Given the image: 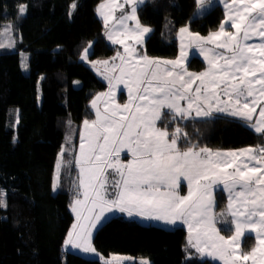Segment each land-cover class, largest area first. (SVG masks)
<instances>
[{
	"label": "trees",
	"instance_id": "16d2710c",
	"mask_svg": "<svg viewBox=\"0 0 264 264\" xmlns=\"http://www.w3.org/2000/svg\"><path fill=\"white\" fill-rule=\"evenodd\" d=\"M100 1L0 0V26L15 23L19 37L13 49L0 52V264H102L62 249L73 221L69 205L75 193L74 152L64 141L65 119L68 128L79 132L95 118L92 100L107 88L78 55L89 41L91 60L118 51L106 40L96 14ZM197 5V0H146L140 5V21L152 26L146 53L175 57L177 33L186 24L201 35L216 30L224 16L221 5L200 16ZM187 66L198 71L205 62L193 56ZM13 111L16 122H11ZM158 126L175 136L180 149L264 146L263 133L227 115L184 118L164 111ZM60 152L61 172L53 192ZM215 194L217 225L229 235L233 228L226 196L220 190ZM92 242L105 256L126 254L149 264H218L200 256L182 226L144 225L114 216L95 231ZM253 242L252 235H246L242 245L249 249Z\"/></svg>",
	"mask_w": 264,
	"mask_h": 264
},
{
	"label": "rangeland",
	"instance_id": "374dc122",
	"mask_svg": "<svg viewBox=\"0 0 264 264\" xmlns=\"http://www.w3.org/2000/svg\"><path fill=\"white\" fill-rule=\"evenodd\" d=\"M145 1L98 2L96 14L105 38L118 51L110 58L91 60L92 41L83 47L78 59L87 63L107 88L92 100L94 120L81 126L79 132L72 125L68 128L65 119L64 141L74 152L75 193L69 205L73 221L62 249L98 259L102 264H148L146 259L126 254L105 256L95 249L92 238L114 216L159 226L154 223L159 222L155 210L144 204L153 195L151 175L164 170L166 156L176 151L175 136L158 126L164 111L184 118L213 114L242 118L264 135V0H197L198 16L216 3L224 10L214 30L218 45L208 43L205 47L198 42L192 47L195 38L191 35L195 32L186 24L178 30V51L171 58L150 56L145 51V40L152 30L138 16V7ZM18 39L15 23L1 24L0 52L13 49ZM208 48L217 51L218 56L215 53L209 59L202 55L207 60L205 67L189 69L191 54ZM10 117L16 122L15 111ZM235 153L240 155V167L231 176L237 177L214 182L211 178L202 186H222L229 197H237L240 202L256 188V182L264 183V147L247 146L244 153ZM62 159L60 152L53 173V192L57 191ZM173 161L178 164L177 156ZM155 197L157 200V195L152 200ZM183 204L179 210L189 216L186 205L193 210L192 205ZM229 214L231 238L225 234L204 238L189 231L192 245L201 257L218 264H264V210L239 205ZM223 224L229 225L225 220ZM245 235L254 239L249 249L242 245Z\"/></svg>",
	"mask_w": 264,
	"mask_h": 264
},
{
	"label": "crops",
	"instance_id": "0c3cea01",
	"mask_svg": "<svg viewBox=\"0 0 264 264\" xmlns=\"http://www.w3.org/2000/svg\"><path fill=\"white\" fill-rule=\"evenodd\" d=\"M228 27L230 26L228 25ZM191 36L195 38V41L191 43L192 47L198 42L205 45V47H207L208 43H211L210 45H218L214 38V36H218L216 31H211L204 35L192 33ZM215 53L218 56L217 51L208 48V51L205 49L196 50L191 56H198L206 65L207 60L202 58V55H206L211 59L210 57L214 56ZM250 86H253V84H250ZM191 118L195 117L192 116ZM239 119L244 121L242 118ZM240 150L244 153V148L219 150L211 149L207 146H192L180 149L176 145V151H173V154L169 155V157L166 156L168 161L164 165V170L156 173L154 176L153 174L151 175V194L153 195L150 196L151 200L146 201L144 206L148 209L155 210L154 214L159 219V222L154 223L170 228L176 226L184 227L187 231L189 243L191 242L189 237L192 236L189 235V231L194 232L195 236L200 235L199 237L204 238L219 236V234L224 235L216 222L217 204L215 193L218 190L224 192L226 196V209L228 214L230 210L239 208V205H245L248 208L253 206V208L264 210V183L260 184V181L253 185L256 188H252L250 195L243 196L240 202L237 197H229L225 188L222 186L216 189H214L213 185L209 187L206 185L202 186V183L207 182L211 178L210 181L214 182L216 180H224L227 177H237V175L231 176V174L239 166L240 155L238 156L235 152ZM243 153L241 154L243 155ZM175 156H177L178 164H175L173 161ZM154 195H157V200L156 197L152 200ZM185 202L190 203L193 208L191 210L189 205H186V209L191 212L189 216L186 213H181L179 210V207H182ZM176 204L177 206L173 210ZM231 234L228 235V238H231ZM245 236L241 238L242 243ZM147 261L149 264V260Z\"/></svg>",
	"mask_w": 264,
	"mask_h": 264
}]
</instances>
